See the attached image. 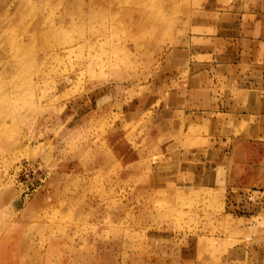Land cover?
I'll return each instance as SVG.
<instances>
[{
	"label": "rangeland",
	"instance_id": "obj_1",
	"mask_svg": "<svg viewBox=\"0 0 264 264\" xmlns=\"http://www.w3.org/2000/svg\"><path fill=\"white\" fill-rule=\"evenodd\" d=\"M241 37L264 0H0V264H264V49ZM200 54L247 114L220 130L167 108Z\"/></svg>",
	"mask_w": 264,
	"mask_h": 264
},
{
	"label": "crops",
	"instance_id": "obj_2",
	"mask_svg": "<svg viewBox=\"0 0 264 264\" xmlns=\"http://www.w3.org/2000/svg\"><path fill=\"white\" fill-rule=\"evenodd\" d=\"M240 41H245L248 47L254 51L256 60H259L260 50L264 49V41L243 37L240 38ZM239 55L240 61L243 60L241 54ZM200 58L201 60L197 63L194 61L188 63L186 69H189V74L184 80L178 79L179 81L175 92L176 106L171 105L172 107H169L168 104L167 108H171L173 111L176 109L178 112H182L184 119L192 114V118L195 120L201 114H204L203 118L208 119L210 130H212V126H218V129L220 130L227 122L238 121L247 114L241 110V106L237 100H234V98H231L222 90L224 87L222 86V82L220 83L218 73L216 72V75H211L209 73L210 69L212 70L215 65L212 62V57L210 61L208 60L209 62H206V60L203 59V54H200ZM234 58H236V56H234ZM234 61L237 62L238 60ZM225 62L223 61V63L216 64V66H226L227 62ZM194 65L201 66L199 68L200 71H195ZM230 65L240 66L241 64L238 61V64L230 63ZM204 66H209L210 69H205L203 68ZM206 114H208V116ZM184 124L186 123L184 122ZM162 135L165 136V134ZM221 138L224 137L215 135L213 141H217ZM210 149L211 153L216 156L223 155L222 152L218 151V147H210ZM181 154H183V152Z\"/></svg>",
	"mask_w": 264,
	"mask_h": 264
}]
</instances>
